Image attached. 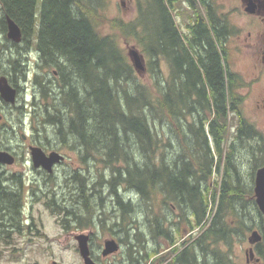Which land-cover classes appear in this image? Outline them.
I'll use <instances>...</instances> for the list:
<instances>
[{
  "label": "trees",
  "instance_id": "1",
  "mask_svg": "<svg viewBox=\"0 0 264 264\" xmlns=\"http://www.w3.org/2000/svg\"><path fill=\"white\" fill-rule=\"evenodd\" d=\"M0 3L3 13L24 33H35L40 66L58 71V77L47 85V90L40 77H35L34 124L44 127L38 131L43 134L44 143H38L46 150H54L52 139L63 147L71 142L82 144L80 157L88 169L86 173L90 172L92 161L103 167H98L97 180L90 183L91 187L83 173H74L77 186L69 190L70 204L68 200L58 203L56 198L45 202L46 208L59 218L61 227L66 231L91 227L103 234L109 232L117 236L124 249L123 264H153L156 239L160 236L169 241L162 219L175 210L181 214L176 224L178 234L184 228L191 232L203 229L191 247L193 255L199 244L203 248V264H209L210 253L216 256L215 264H233L229 260L234 258L231 250L217 253L214 247L222 241L231 249L232 241L228 238L238 235L240 226L249 228L248 204L252 203L259 216L260 212L253 186L246 187L241 158L233 160L232 143L226 148L230 126H239L240 143L245 120L237 108L240 101L231 88V75L222 63L208 23L195 16L201 15L202 6L193 4L189 9V22H195L191 27L195 35L191 42L195 45L194 54L186 51L188 54L180 58L178 53L175 55L180 43L173 17V10L180 5L137 0V15L127 22L107 17L108 0H0ZM147 12L149 19L145 21ZM103 24L109 25L111 33H105ZM130 40L136 42L146 58L147 81L138 77L123 48V41ZM196 57L200 68L195 63ZM162 61L170 69L174 62L177 66L176 79L180 84L176 92H185V88L192 86L199 91L198 100L173 97V77L163 72ZM183 62L188 67H183ZM59 135L62 141L58 140ZM176 147H179L176 160H170ZM225 152L227 162L222 166ZM253 164V170L258 168L260 159L256 158ZM220 172L222 181H217L218 187L210 193L209 182L214 173L220 177ZM199 186L208 188L207 195L199 192ZM99 187L115 196V210L89 204L90 192L100 193ZM118 189H124L129 197L122 198ZM246 197L251 201H246ZM211 201L214 203L211 211L215 212L209 219ZM17 205V197L0 190L2 216L15 215ZM87 216L88 221L82 225ZM34 227L32 224L31 228ZM185 253L183 250L178 254L174 264L182 263ZM260 256L264 260V249H260ZM185 263L197 264L198 260L193 256Z\"/></svg>",
  "mask_w": 264,
  "mask_h": 264
},
{
  "label": "flooded vegetation",
  "instance_id": "2",
  "mask_svg": "<svg viewBox=\"0 0 264 264\" xmlns=\"http://www.w3.org/2000/svg\"><path fill=\"white\" fill-rule=\"evenodd\" d=\"M145 1L146 0H138L140 3H144ZM154 1L156 3L167 2L171 5L186 4L190 10L192 8L191 5L193 4L202 6L201 15L195 14V16L199 17V19H204L208 23V31L215 42L216 49L222 59V63L227 69L228 74L231 75V88L237 99L240 101V105L237 108H239V112L245 120V126H243L240 133L242 135L240 143L242 142L243 145L240 147L238 140L239 126L237 125L232 127L229 132V141L226 148L231 143L233 144V160L239 161L241 158V149L246 148L251 159L254 158L255 160L257 158L261 160V158L264 157V0ZM7 17L8 16L3 13V7L0 3V81L3 82V79H6L8 85L15 90L16 95L15 102L11 103L3 99L0 92V152H8L15 158V162L12 165L3 163L0 164V190L9 194L13 198L17 197L18 205L15 215L5 214V216H2L0 214V243L2 241H9V239H15V234L18 236L25 234L31 235L32 230L31 224L28 223L32 217L30 215L29 219H27L26 216L28 215H25L27 206L26 195L28 194L29 188L25 189V183H23L25 178H23V174L9 171V169L13 168L20 160H18V154L12 146V143L16 139L15 135L17 133L20 134L22 140V144H20V146H27L30 159V148L32 146H40L38 143H35L34 140H29L20 132V129L18 128L22 127L24 123H22V119L20 120L19 115H17L18 120H20L18 128L13 127L9 118H14L16 112L18 114L24 113V115H26L25 113L32 115L35 114L33 109V113L31 111L32 104L35 103L36 100V89L34 87L36 80L35 77H40V80L43 82V86L44 84L46 86L48 84H52L58 77V71L55 69H47L40 66L37 39L34 33L27 34L22 31V41L20 43H17L9 38ZM173 17L175 18L176 16L174 15ZM175 25L180 43L177 44L180 46L177 50H175V55L178 53L180 58H184L185 54L188 53L193 55L194 51L192 46L194 47L195 45L191 42L195 39V35L191 27L195 26V22H191V20L189 22L188 18L185 30H181V28L177 25L175 18ZM214 25L216 26L215 28ZM186 51H188V53ZM195 63L200 68L201 64L198 62V57H196ZM185 66L188 67L187 62L184 63L183 67ZM177 73L178 69L174 62L169 71V76L173 77V97L180 98L183 96L182 99L184 100H198L200 98L198 93L199 91L192 88V86L191 88H185V92H176L177 87L180 84V82L176 79ZM205 81L206 80L204 79V82ZM31 84L33 85L32 89L30 86ZM51 88H53V86H51ZM44 89L47 90L48 88L44 86ZM207 92L210 95L211 91L209 89H207ZM28 95L33 98L30 104H26L28 101L26 100V96ZM246 113H248V115ZM232 115L233 113L231 114V117ZM52 126L53 124H50V127ZM11 133L13 135H11ZM206 134L211 140L207 127ZM190 139L191 135H189L188 141ZM39 142L44 143V140ZM72 143L73 146L78 145L75 142ZM45 152L50 153L52 150H45ZM60 153L63 154V151H60ZM22 159L23 161H27L26 157H22ZM226 162L227 153L225 152L221 158L222 166ZM64 163L65 161L59 165ZM263 166L264 163H260L258 168H254V176H256V171ZM34 169L40 177L43 175L47 176V178L52 177V174L54 173L49 174L43 168ZM221 181L222 175L220 176L219 182ZM207 189L208 188L205 186H199L198 188L199 192L202 194H204ZM259 214L261 225L252 227L251 233L257 230L262 234L263 239L262 242L256 245H250V247L246 249L245 256L247 264H264V260L260 256V249H264V223L262 214ZM162 220L164 221L165 229L168 231L169 241L167 242L163 240L160 236L156 239L157 248L155 255L152 258L153 264H174L175 257L183 250L186 252L183 256V261L186 257L187 260H190L189 258H191L192 255L191 247L197 239L191 238L194 232L185 228L184 231L179 233V237L182 236V239L174 243L175 239L177 240L178 233L175 231L176 229L173 226L177 223L175 220L171 219L170 215H165ZM4 236L7 237V239H1ZM93 239L94 237L91 236V256L95 262L99 264V257L92 250ZM235 239L236 235L232 238H228L229 241H232V246ZM166 246L167 248L164 249ZM198 247L199 250L195 252V256H197V260H199L197 264H203V262H200V257L203 255V248L202 246L200 247L199 244ZM224 249L231 250L229 246L225 247L224 242L221 241L217 245L216 251L217 253H221ZM251 249L254 251V258H252L251 255L247 256V252ZM231 255L233 256V253H231ZM210 257L214 260L213 263L215 264L216 256L210 253ZM229 260L232 261L233 264H237L235 257L232 259L230 258ZM185 262L186 259L184 263Z\"/></svg>",
  "mask_w": 264,
  "mask_h": 264
},
{
  "label": "rangeland",
  "instance_id": "3",
  "mask_svg": "<svg viewBox=\"0 0 264 264\" xmlns=\"http://www.w3.org/2000/svg\"><path fill=\"white\" fill-rule=\"evenodd\" d=\"M137 0H108V3L105 7V14L108 18H121L124 21H131L134 19L137 15V6H136ZM41 4V1H40ZM40 4L37 16L40 15ZM176 9H179L175 11ZM174 11L176 23L181 28V30H185L187 20L190 15V11L188 9V5H180L177 6ZM147 14H150L147 12L144 14L145 21H148ZM37 25H39V21L37 22ZM36 25V26H37ZM105 33H111V30L109 28L108 24L102 25ZM38 27V26H37ZM123 48L126 49V53L131 60L130 51L132 49H135L139 51L141 55L143 53L141 52V49L136 44L134 40H130L128 43L126 41H123ZM145 66L146 64V58L143 55ZM133 66L134 63L131 60ZM33 67V66H32ZM135 68V67H134ZM161 68L165 74L168 75L170 67L168 64L164 61L161 62ZM138 77L142 80H148L147 71L145 72H139L137 71ZM166 75V76H167ZM31 89L33 88V85L31 84ZM31 92V90H30ZM32 96L28 95L26 96V104H30L32 101ZM38 100V99H37ZM48 103V102H47ZM31 111L33 113L32 107ZM18 114L16 112V115L14 118H9V120L12 122V125L14 128H18L20 120L22 119V127L18 128L20 129V132L25 135L29 140H34L35 143L39 142V137H42V135H39L38 131L44 130V127L42 124L38 125L37 123L34 124V119L32 114L25 113ZM248 115V113H246ZM20 116V120H18V116ZM246 115V116H247ZM233 120L234 118L231 117ZM235 124V123H233ZM34 126V128L32 127ZM49 126V125H48ZM50 127V126H49ZM234 127V125H233ZM52 128V127H50ZM232 129V127L230 126ZM40 129V130H39ZM159 130L161 131V128L159 127ZM40 131V132H41ZM11 135H13L11 133ZM16 139L12 143L13 148L18 154V160L19 163H17L13 168L9 169L10 172L14 173H21L23 174L25 183V189H28V194L26 195V211L25 215L27 219H29L31 215V220L28 221L31 225L34 224L35 227L31 230V235H20L18 236L15 234V239H9V241H2L0 243V264H53V262H58L60 264H84V261L79 253L78 250V243L76 242L74 236L79 234H90L94 237L93 239V245L92 250L95 252V254L99 257V264H123L124 258L122 257L123 254V247L120 246V249L118 252L109 255L108 257H104L102 255V250L104 249V242L106 240L110 239H118L117 236L107 232L105 234L102 233V231H97L92 229L91 227H85L84 229H72L69 231L64 230L61 227V222L59 221V218L55 216V214L52 213L51 210H48L45 206L46 201H51L56 198V202L58 201L63 203H66L68 200V204H70V189L74 188V186H77L74 180V173L75 172H81L85 176H89L91 180H86V183L88 187H91L93 182H96L97 180V170L98 167L101 169L103 168L101 165L95 164L94 161H92L90 166V172L89 174L86 173L88 170L86 165L83 164V161L81 159V152L76 150L73 147V143H69L67 147L61 146L58 141L51 140V146L52 148L57 151H63V155L65 154L66 160L65 163L62 165H58L56 169L54 170V173L52 174V177L42 176L40 177L36 170L32 166V162L29 156V151L27 146H20L22 144L21 136L20 134L15 135ZM173 141H176L174 137H172ZM9 142V141H7ZM33 143V142H32ZM40 145V143H38ZM41 146V145H40ZM43 147V146H41ZM44 148V147H43ZM174 153L171 156L170 160H176V154L179 152V147L174 148ZM46 150V149H45ZM53 150V151H54ZM22 157H26L27 161H23ZM253 161L254 158H250V154H248V151L246 149H241V168L242 172L245 177V183L246 187H255V176L253 174ZM260 163H264V157L261 158ZM26 173V174H25ZM109 173L108 171L106 172ZM81 177H78V179ZM220 180V177L214 173L211 181L209 182V188L210 193L214 188L218 187V182ZM100 193L90 192L91 198L89 196V192H87V197L89 196V204H93L95 206L102 205L105 208H107L109 211L115 210L113 208V201H115V196L109 194L108 191L103 190L102 188H98ZM117 193L122 196V198L129 197L127 194H125L124 189H118ZM126 195V196H125ZM205 195H207V191L205 192ZM247 196V195H246ZM101 197L103 199H101ZM246 201L249 202L251 199L249 197L245 198ZM63 203V204H64ZM71 201V205H72ZM214 203L210 202V208H209V214L208 218L211 219L213 217V214L215 210H212V206ZM249 205V212L250 215L246 218V224L249 228L259 226L261 225V221L259 218V215L256 214L254 211V208L251 204ZM75 207V206H74ZM170 211V210H169ZM175 211V210H174ZM170 211L171 219L175 220L177 223L179 221L178 216L181 215L180 212H174ZM258 215V216H257ZM90 216V215H89ZM64 218V217H63ZM91 220L92 218L89 217ZM230 224L234 225V222L231 218ZM94 220V219H92ZM139 224H143V220L139 218ZM88 221V216L83 219L82 225H85V223ZM79 223H77L78 227ZM73 226V225H72ZM89 226V225H87ZM176 224L175 229L176 228ZM184 226H182L183 228ZM249 228H243L240 226L239 233L236 235V239L234 241L233 246H231V253H233V256L236 258V261L238 264H247L246 263V256L245 251L248 247H250V244L248 243V237L251 234V230ZM185 229V228H184ZM184 229H182L184 231ZM203 229H196L194 233L192 234L191 238H197L199 235H201ZM176 231V230H175ZM238 231V230H237ZM95 233V235H94ZM182 239V236L179 237V234H177V242ZM161 241V240H160ZM167 248L164 247V249ZM217 248V245L214 247V249ZM199 250V249H198ZM200 257V256H199ZM208 259V258H207ZM205 259L200 257V262H203ZM210 262L209 264H214L211 260V257L208 259ZM199 262V260H198Z\"/></svg>",
  "mask_w": 264,
  "mask_h": 264
},
{
  "label": "water",
  "instance_id": "4",
  "mask_svg": "<svg viewBox=\"0 0 264 264\" xmlns=\"http://www.w3.org/2000/svg\"><path fill=\"white\" fill-rule=\"evenodd\" d=\"M7 23L9 26V38L17 43L22 41V31L18 24L12 20L11 18L7 17ZM131 60L134 63V67L139 72H145L146 66L144 62L143 56L139 53V51L132 49L130 51ZM0 92L3 97L8 102L14 103L15 102V90L12 89L6 79H3V82L0 81ZM31 150V159L34 168H43L48 173L54 172V167L65 160V157L57 151H52L51 153L47 154L41 147L39 146H32ZM15 162V158L8 152H0V164H9L12 165ZM254 196L257 207L260 213L263 216V223H264V166L259 168L256 171L255 176V187H254ZM90 234H79L75 236V240L78 243V250L79 253L84 261V264H97L91 256V249H90ZM263 236L262 234L255 230L253 231L250 236L248 237V242L250 245H256L262 242ZM104 249L102 250V255L104 257H108L119 251L120 244L116 239L106 240L104 242ZM254 258V251L251 249L247 252V256ZM259 261V260H258ZM53 264H60L58 262H53Z\"/></svg>",
  "mask_w": 264,
  "mask_h": 264
},
{
  "label": "bare ground",
  "instance_id": "5",
  "mask_svg": "<svg viewBox=\"0 0 264 264\" xmlns=\"http://www.w3.org/2000/svg\"><path fill=\"white\" fill-rule=\"evenodd\" d=\"M37 32H38V31H37V29H36V33H37ZM34 34H35V33H34ZM44 86H45L46 88H48L45 84H44ZM57 138H59V139H58L59 141H62V138H63V137H62L61 135H59V137H57ZM41 140H44V139H43L42 137H40V138H39V141H41ZM81 147H82V144H78L77 146H74V148H75L76 150L80 151V152L82 151V148H81ZM80 177H82V176H80ZM83 177H84L85 179L91 180L89 176H83ZM84 189H86V188H84ZM90 190H91V189H90ZM85 191H86V190H85ZM85 193H86V192H85ZM195 255H196V254H194V255L192 254V255H191V258H189V259L191 260V259L193 258V256H195ZM195 257L197 258V256H195ZM186 260H187V259H186ZM184 261H185V260H184ZM184 261H183L182 263H184ZM182 263H181V262H178L177 264H182ZM175 264H176V263H175Z\"/></svg>",
  "mask_w": 264,
  "mask_h": 264
}]
</instances>
